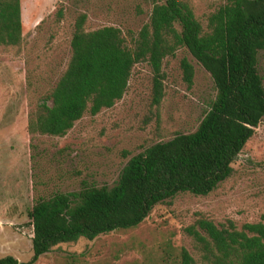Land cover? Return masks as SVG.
<instances>
[{
  "label": "trees",
  "instance_id": "trees-1",
  "mask_svg": "<svg viewBox=\"0 0 264 264\" xmlns=\"http://www.w3.org/2000/svg\"><path fill=\"white\" fill-rule=\"evenodd\" d=\"M62 1V0H60ZM152 12L132 46L120 28L86 29L78 17L71 57L55 87L28 115L33 136L63 138L86 115L112 109L126 95L137 64L153 74L152 104L164 98V61L181 49L210 74L215 99L193 133H179L132 157L113 186H87L39 199L28 211L33 256L0 264H36L57 246L138 227L155 206L181 193L208 196L233 174V164L264 119V0H225L203 23L185 0H149ZM25 0H0V47L20 50ZM64 17V7L57 10ZM191 86L194 67L184 58ZM193 252L182 248L179 264H264V222L238 229L201 217L186 228Z\"/></svg>",
  "mask_w": 264,
  "mask_h": 264
},
{
  "label": "rangeland",
  "instance_id": "rangeland-1",
  "mask_svg": "<svg viewBox=\"0 0 264 264\" xmlns=\"http://www.w3.org/2000/svg\"><path fill=\"white\" fill-rule=\"evenodd\" d=\"M205 25L225 0H185ZM64 7V17L57 10ZM22 6V0H21ZM149 0H25L20 50L0 47V259L21 263L33 256L28 211L42 198L87 186H113L129 160L179 133L197 130L215 99L210 74L179 50L164 61V98L152 104L153 74L137 64L124 98L112 109L86 115L63 138L31 136L29 113L65 72L76 20L86 29L120 28L129 46L149 22ZM194 67L189 86L181 68ZM264 83V51L259 54ZM233 174L208 196L181 193L154 207L138 227L57 246L36 264H179L182 248L193 252L186 228L201 218L232 221L238 229L264 222V119L233 164Z\"/></svg>",
  "mask_w": 264,
  "mask_h": 264
},
{
  "label": "crops",
  "instance_id": "crops-1",
  "mask_svg": "<svg viewBox=\"0 0 264 264\" xmlns=\"http://www.w3.org/2000/svg\"><path fill=\"white\" fill-rule=\"evenodd\" d=\"M22 20H23V18H22Z\"/></svg>",
  "mask_w": 264,
  "mask_h": 264
}]
</instances>
